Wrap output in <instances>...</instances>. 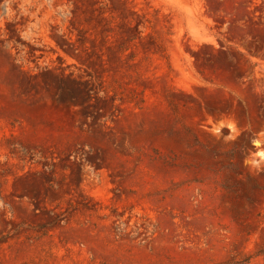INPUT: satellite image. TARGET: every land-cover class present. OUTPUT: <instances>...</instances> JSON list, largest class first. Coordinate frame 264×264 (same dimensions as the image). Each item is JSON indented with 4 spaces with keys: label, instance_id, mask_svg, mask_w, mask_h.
Masks as SVG:
<instances>
[{
    "label": "rangeland",
    "instance_id": "obj_1",
    "mask_svg": "<svg viewBox=\"0 0 264 264\" xmlns=\"http://www.w3.org/2000/svg\"><path fill=\"white\" fill-rule=\"evenodd\" d=\"M0 264H264V0H0Z\"/></svg>",
    "mask_w": 264,
    "mask_h": 264
}]
</instances>
